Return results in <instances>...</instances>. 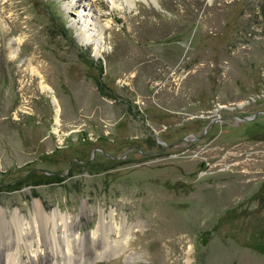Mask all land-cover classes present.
I'll return each mask as SVG.
<instances>
[{
	"label": "rangeland",
	"instance_id": "1",
	"mask_svg": "<svg viewBox=\"0 0 264 264\" xmlns=\"http://www.w3.org/2000/svg\"><path fill=\"white\" fill-rule=\"evenodd\" d=\"M260 109L264 0H0V264H264Z\"/></svg>",
	"mask_w": 264,
	"mask_h": 264
},
{
	"label": "bare ground",
	"instance_id": "2",
	"mask_svg": "<svg viewBox=\"0 0 264 264\" xmlns=\"http://www.w3.org/2000/svg\"><path fill=\"white\" fill-rule=\"evenodd\" d=\"M88 13L85 16H83L82 20H80L81 23L79 25V29H80L82 36L85 37V41H87L86 43H88V41L95 43L96 40L99 39V36L102 35L103 30H104V26H103V24H101L99 22V15L98 14H94L93 11L92 12L90 11ZM41 85L43 88L49 87L43 81H41ZM56 108H57V110H59L57 104H56ZM32 204H33V213L31 214V220L28 222H29V225L32 226L33 229L37 230V232L34 234V239L28 240L30 247H32L33 241H39L40 240L41 234L39 233V228L41 226L53 225V229L55 231L57 229L68 228L71 225V224H68L70 215L63 214L59 209H55L52 213H49L46 211L41 200H39V199H34ZM5 211L6 210L0 205V215H1V213L5 214ZM11 216H12L11 217L12 222L15 223L16 225H18L19 223H23L25 221L23 215H21V213H20V211H18V209H16L14 212H12ZM103 222H104V220H101L102 224H104ZM114 225L116 227V230L120 229L116 226V224H114V221H111L110 222L111 228ZM66 230H68V229H66ZM95 234H96V230H92L91 235L93 236ZM54 235H56L55 232H54ZM72 235H73L74 239H76L79 237L80 233L76 232V229L75 230L73 229L72 234H69L67 231L62 232V237L65 239V249L67 252H71L73 250L72 249L73 245H72L71 240L69 238ZM129 235H130V230L123 233V236L120 239V241L113 239V241L115 242L113 244L114 247L118 243L122 244V246H125V244L128 243V241H129Z\"/></svg>",
	"mask_w": 264,
	"mask_h": 264
},
{
	"label": "flooded vegetation",
	"instance_id": "3",
	"mask_svg": "<svg viewBox=\"0 0 264 264\" xmlns=\"http://www.w3.org/2000/svg\"><path fill=\"white\" fill-rule=\"evenodd\" d=\"M256 113V112H255ZM255 113L253 114L252 117H249L247 115H242L241 119L242 120H264V119H260L259 118V114L260 113H264V109H260L258 110L257 114L255 115Z\"/></svg>",
	"mask_w": 264,
	"mask_h": 264
}]
</instances>
